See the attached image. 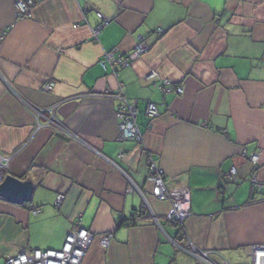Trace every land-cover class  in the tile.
<instances>
[{"label":"crops","instance_id":"crops-1","mask_svg":"<svg viewBox=\"0 0 264 264\" xmlns=\"http://www.w3.org/2000/svg\"><path fill=\"white\" fill-rule=\"evenodd\" d=\"M16 1L0 0V154L10 158L0 184L12 175L35 191L22 205L0 197V264L60 251L77 223L95 235L82 264H199L190 243L217 254L210 264H250L264 247V193L249 179L264 184V0H43L21 20ZM98 13L109 23L96 39ZM140 38L149 50L136 62L101 65ZM165 80L183 94L163 91ZM121 92L136 105L142 145L118 141ZM27 105L55 109L78 140L36 131ZM244 150L259 155L257 170ZM150 155L169 189L190 190L184 228L152 196Z\"/></svg>","mask_w":264,"mask_h":264},{"label":"built area","instance_id":"built-area-1","mask_svg":"<svg viewBox=\"0 0 264 264\" xmlns=\"http://www.w3.org/2000/svg\"><path fill=\"white\" fill-rule=\"evenodd\" d=\"M43 0H28L22 1L18 0L16 3V9L18 10V18L23 19V14L27 13L29 8L35 3ZM98 18L101 20V24L93 30L94 37L97 36L100 31L104 29L109 23V20L104 19L103 15L98 13ZM4 36V35H3ZM140 43L133 51L132 54L127 55L125 58L119 59L115 58L114 54H107L105 56L102 66L106 67L107 63L113 67H127L130 64L136 62L142 54L146 53L149 48L145 43L144 39H139ZM156 74H151V77H155ZM55 87V82L53 80L48 81L42 88L43 93H52ZM161 89L166 93L175 91L178 95L183 94L181 88H176L171 81L165 80L161 85ZM117 97V96H116ZM124 103L119 113L117 114V119L119 122V137L118 141H134L138 145L143 144V138L140 133V128L137 123L138 111L136 105H132L128 102L127 97L124 92L118 95ZM28 109L31 111L35 118V128L36 131L41 130H51L55 133L63 136L69 140H78L77 137L71 133L61 122L54 118V110L51 109H41L33 105H27ZM147 118L152 121L159 116L158 109L156 105L149 104L146 110ZM244 157H249L250 162L257 170L259 163L258 154H250L247 150L243 151ZM10 164V158H6L0 154V170L8 171ZM148 165L150 169L149 179L153 185L152 196L159 201H168L171 203V211L166 217V220L174 225H180L184 228L185 221L191 216V195L190 190L187 187H181L177 189H169L166 185V176L164 170L159 168L152 157L148 159ZM254 169V170H255ZM255 170V172H256ZM237 177L236 169H231L229 173V179L234 182ZM250 181L252 184V194L253 193H264V184L258 181L256 174L250 176ZM64 201V197L60 196L57 200L56 206L60 207ZM147 203V202H146ZM148 204V203H147ZM144 206V210L148 211V205ZM34 213L37 215L40 213L39 210H35ZM155 221H159L157 217L153 216ZM138 221L141 218L138 217ZM95 240V235L76 224L75 229L66 238L65 244L60 251L52 250H34L32 252L21 251L17 255L8 257L5 264H82L88 251L92 247ZM101 245L104 249H108L113 241L112 235H104L101 237ZM186 252L193 256L199 264H210L209 257L216 253L205 252L198 247L188 245ZM252 261L250 264H264V247H256L251 253ZM209 261V262H208ZM225 264H229L224 261Z\"/></svg>","mask_w":264,"mask_h":264},{"label":"water","instance_id":"water-1","mask_svg":"<svg viewBox=\"0 0 264 264\" xmlns=\"http://www.w3.org/2000/svg\"><path fill=\"white\" fill-rule=\"evenodd\" d=\"M35 187L31 180L22 181L7 175L0 184V197L14 204L31 203Z\"/></svg>","mask_w":264,"mask_h":264},{"label":"rangeland","instance_id":"rangeland-1","mask_svg":"<svg viewBox=\"0 0 264 264\" xmlns=\"http://www.w3.org/2000/svg\"><path fill=\"white\" fill-rule=\"evenodd\" d=\"M22 1H28V0H22ZM16 3H17V1H16ZM16 3H15V8H16ZM39 3V2H38ZM38 3H35L33 6H31L30 8H29V10H28V12L27 13H25V14H23V19L24 18H28V17H31V11H32V9L34 8V7H36V5L38 4ZM17 15H18V10L16 9V18L17 19H19V20H21V18H18L17 17ZM158 118V117H157ZM156 118V119H157ZM155 120V119H154ZM153 121V120H152ZM138 123V122H137ZM138 126H139V124H138ZM140 128V127H139ZM140 133H141V135H142V138H143V143H144V136H143V134H142V132L140 131ZM134 142V141H133ZM136 143V142H135ZM137 144V143H136ZM162 170H164L163 168H162ZM165 172V171H164ZM165 176H166V173H165ZM181 187H186V186H181ZM180 187V188H181ZM172 190V189H171ZM153 220L155 221V219L153 218ZM155 223L156 224H159V221L157 222V221H155ZM108 235H112V234H108ZM113 236V235H112ZM206 252H208V251H206ZM210 253H214V252H210Z\"/></svg>","mask_w":264,"mask_h":264},{"label":"trees","instance_id":"trees-1","mask_svg":"<svg viewBox=\"0 0 264 264\" xmlns=\"http://www.w3.org/2000/svg\"><path fill=\"white\" fill-rule=\"evenodd\" d=\"M149 157H152L151 155L149 156ZM149 159V158H148ZM152 159H153V157H152ZM154 160V159H153ZM155 162V161H154ZM155 164L157 165V163L155 162ZM158 166V165H157ZM159 168H161L160 166H158ZM149 171H150V169H149ZM147 210H144V207L141 209V211L139 212V214H136L134 217H133V219H131V225L132 226H136L137 225V223H138V217L139 218H141V220L142 219H144V217H146L147 216Z\"/></svg>","mask_w":264,"mask_h":264},{"label":"bare ground","instance_id":"bare-ground-1","mask_svg":"<svg viewBox=\"0 0 264 264\" xmlns=\"http://www.w3.org/2000/svg\"><path fill=\"white\" fill-rule=\"evenodd\" d=\"M242 154H243V152H242ZM235 169V168H234ZM237 172V171H236ZM237 178V177H236Z\"/></svg>","mask_w":264,"mask_h":264}]
</instances>
